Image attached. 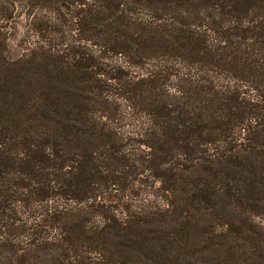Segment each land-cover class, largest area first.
Returning <instances> with one entry per match:
<instances>
[{
    "label": "trees",
    "instance_id": "16d2710c",
    "mask_svg": "<svg viewBox=\"0 0 264 264\" xmlns=\"http://www.w3.org/2000/svg\"><path fill=\"white\" fill-rule=\"evenodd\" d=\"M0 264H264V0H0Z\"/></svg>",
    "mask_w": 264,
    "mask_h": 264
},
{
    "label": "rangeland",
    "instance_id": "374dc122",
    "mask_svg": "<svg viewBox=\"0 0 264 264\" xmlns=\"http://www.w3.org/2000/svg\"><path fill=\"white\" fill-rule=\"evenodd\" d=\"M23 20V19H22ZM9 25H13V22L11 23V24H9ZM24 26V23L21 21V20H17L16 21V24H14L12 27H16V30L17 31H15V33L16 32H19V34H22V27ZM14 32H12L11 34H15ZM24 40V39H23ZM23 40H20V42H22Z\"/></svg>",
    "mask_w": 264,
    "mask_h": 264
}]
</instances>
